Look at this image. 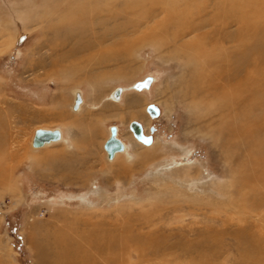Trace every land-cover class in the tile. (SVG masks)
I'll list each match as a JSON object with an SVG mask.
<instances>
[{"label": "rangeland", "instance_id": "obj_1", "mask_svg": "<svg viewBox=\"0 0 264 264\" xmlns=\"http://www.w3.org/2000/svg\"><path fill=\"white\" fill-rule=\"evenodd\" d=\"M215 1L205 16H182L180 27H196L203 17L212 36ZM248 1L237 0L239 15L256 21L264 0ZM177 2L180 12L197 14L204 0ZM135 4L138 10L126 8ZM155 5L161 7L155 0H0V264H65L64 244L71 264H264V248L256 250L257 239L264 243V207L241 184L253 162L223 135L231 134L233 124L226 126L236 113L222 116L211 101L227 91L201 78L204 90L189 92L200 78L191 80L188 51L207 35L195 34L203 28L182 34ZM68 7L75 12L62 17ZM263 28L253 34L264 44ZM237 56L236 79L244 80L256 58ZM210 73L202 69V77ZM149 76L150 89L132 88ZM116 87L124 88L119 102L111 95ZM76 90L83 97L77 111ZM132 120L153 134L151 146L133 137ZM112 126L129 147L109 159L104 143ZM41 128L63 137L36 147ZM245 131L238 138L248 148ZM239 161L247 166L238 174ZM255 211L263 214L260 226Z\"/></svg>", "mask_w": 264, "mask_h": 264}, {"label": "bare ground", "instance_id": "obj_2", "mask_svg": "<svg viewBox=\"0 0 264 264\" xmlns=\"http://www.w3.org/2000/svg\"><path fill=\"white\" fill-rule=\"evenodd\" d=\"M177 1L178 0H171V3H168V2L161 1V0H155V2H157L159 5H161V7H159L157 5H155V7H153L154 5L152 6L155 9L156 13H164V14L168 15V18L169 17L173 18L171 20L172 21L175 20L178 23L177 28L180 27V25L183 23V22H180L182 16H184L185 19H187V18L188 19H192L193 16H197L198 14H203L205 16L208 13L207 6L210 5V4H208V1H211V5L216 2L215 0H204V2L202 3L201 6L198 5L196 7L198 9L201 8V10L199 12H197V14H196L195 12L191 11L189 7L188 8H186V7L183 8L184 9L183 12H180V9H179L180 6H177L179 4ZM218 2L219 3L215 6V9L217 11L213 10V12L215 14H214L213 18L210 19L211 21L214 22V25H215V27H212V28H214L212 36L207 33L208 29H206V28H208L209 24L207 25V21L203 17H202L201 21L196 25V27H192V25H191L189 28H187V26L185 25V26L180 27V29H179L180 31H182V34H185V33L191 34L196 29L203 28L202 32L195 33V34H197V36L200 35V34H204L205 36L207 35L202 43H200L199 45L196 44V46L193 47L194 49L191 50L192 52L188 51V53H189L188 54V59L190 61L194 62L193 66L196 67V68L193 67L195 70H192V72H191V80L195 81V80H198L200 78L196 82V84H194V85L189 87V92H191L192 95H194L193 97H197L204 90V87L199 84V82L203 78H207L209 86L217 89V87H218V85L220 83V87H221L222 91L223 92L225 90L227 91L223 95L219 94L218 96L217 95L213 96L212 97L213 100H211V101L212 102L214 101L213 104H216V106H217L216 110H220L222 116H230L232 113H236V116L234 115L233 116V120H231V124H228L226 126L227 129H228V128H231L232 124H233V127L231 128V134H229L228 132H224L223 130H221V131L224 132L223 135L226 138H231L232 140L236 141V143H235L236 146H241L242 149L244 148V150L246 151L245 153H247L246 158L249 159V161L253 162L252 163V167L250 169H246L247 170L246 175H249L248 172H252V173H250V175L248 176V179H245L247 176L245 178H242L241 179V182H242L241 184L242 185H246V187H247V185H249L248 187H251V190H249V191L251 193H253V195H254L255 203L257 205L256 207L263 208L264 207V196L261 197V196L257 195V189L259 190L260 188H264V44H263V38L262 37H260V38L257 37L258 39H256V36L253 34V31H255L256 28H260V26H262V24H264V16L262 15L263 14L262 12H264V11L262 10L261 13H258L260 15H256L257 12H254L253 15H256L257 17H256V21L254 19H252L254 21V22H252L251 19L242 18L243 16L241 17V15H239L240 14L239 10L241 9V6H240L241 4L238 5L236 3L237 0H233V1L232 0H219ZM254 3H256V1ZM135 6H137V10H138V5L137 4L133 5L132 7L127 6L126 8L132 10V9H136ZM144 8H145V6H144ZM255 8H257V7H255ZM261 9H264V8H261ZM69 10H70V12H69ZM85 10L89 11V9L87 7H85L84 11ZM139 11L142 12L141 8L139 9ZM74 12H75L74 10H71V8L68 7V9L65 10L62 13V17L70 16ZM144 13H145V11H144ZM143 15H141V17ZM146 15H148V14H146ZM149 17H151V16H149ZM140 19H142V18H140ZM137 20H138V18H137ZM145 20L146 19H144V21ZM166 22H167V20H166ZM234 23H238L239 25H242L244 27V29L240 30L242 28L241 27L240 29L238 28L236 30L237 32L234 31V30L232 32H230V31H226L225 32L224 31L223 26H225L226 24L229 25V24H234ZM142 24H143V22H142ZM188 25H189V23H188ZM258 25H260V26H258ZM136 26H138V25H136ZM93 37H95V36H93ZM242 37H244V38H246L248 40L245 41ZM263 37H264V35H263ZM97 38H96V41H97ZM204 42H205V44H204L205 46H203ZM225 42H229L230 44L227 45V44H225ZM207 45H209L210 47H208ZM83 46H85V45H83ZM94 46H96V43H95ZM226 47L229 48V50H228L229 53H228ZM90 48H91V46H90ZM81 49H83L82 46H81V48L80 47L78 48V51L80 52ZM196 49H198V50H196ZM252 50L256 52V53H254V55L255 54L256 55L249 57V51H252ZM237 55H241L240 56L241 58L245 57V59H247V60H251V58H256L255 59L256 61H253L254 62V67L252 68V70H250V71L248 70L247 71L248 72V73H246L247 74L246 75L247 78H245L244 80H241V78L238 79V80L236 79L237 78V72L238 71L242 72V70L238 67L239 65H237L238 64L237 60H236V56ZM199 59H201L203 61V63H198ZM252 60H251V62H252ZM184 65L186 66V63H184ZM204 67H207L209 69V71L211 72L210 75H207L206 77H202V69ZM240 67H241V65H240ZM249 67H250V65H249ZM243 72H244V70H243ZM132 88L135 91H141L143 89H150V87L137 89L135 87V84L132 86ZM242 90H244V91H242ZM111 95H112V98L114 99V101H117V102L121 101V99H122V97L124 95V88L116 87L112 91ZM74 103L75 104H73V109H75L76 111L79 110L80 107H81V104L83 103V97H82L81 91H79V90L75 91ZM213 107H215V106L213 105ZM157 108L159 110V115H160V109H159V107H157ZM209 110H212V109L210 108ZM257 110H259V111H257ZM159 115H157V116H153L152 115V117L156 118ZM133 122L138 123L139 126L141 124L140 127L143 130V132L139 136L141 139L137 138L134 135V133H133V131L131 129V123H133ZM114 127H115V129L117 131L116 132V137L119 140H121L123 142V144H124V148L123 149L117 150L115 152L114 157H116V155L118 153L126 151L129 146L119 137V129H118V127L117 126H114ZM129 127L131 129L133 137L136 140L140 141L141 143H143L145 145H150L151 146L153 144L154 138L152 137V135L151 136L147 135V133L144 130L145 127L143 126V124L140 121H137V120L130 121ZM111 129L112 128H110V131H111ZM46 130L58 131V132H60L61 135H60L59 139H56V140H53V141L52 140L51 141H47V142H44V143H39V139L41 138V134H43V131H46ZM245 130L247 131V136L246 137H247L248 148H246V146L243 144V139H242L243 138L242 134H243V132ZM111 134H112V131L109 134V137L111 136ZM239 136H241L242 138H238ZM62 137H63V135H62V131L60 129H45V128H41V129H38L36 134H35L34 145L36 147H42V146H45V145L60 141L62 139ZM108 138H107V140H108ZM148 139H151L152 141L149 143V142H147ZM106 141H105V143H106ZM105 143H104V145H105ZM106 154H107L109 159H114V157H109L108 151H106ZM246 166L247 165L245 163H240V161H239V163H237L236 166H235L239 170L238 174L242 173V171L244 170V168ZM238 176H239L238 178L241 177L240 175H238ZM244 176H245V174H244ZM216 184H217V182H216ZM217 186H219V185H217ZM219 187H221V185ZM239 195L240 194H238V196ZM229 200L233 203V200L230 197H229ZM250 200H252V199L250 198ZM239 202L241 203V201H239ZM242 202H243V200H242ZM243 203L240 204L243 208L249 207L248 205L243 204ZM251 203L253 204V202H251ZM251 211L252 212H250V213H253V210H251ZM255 212H256V214L254 213L255 214L254 215L255 219L254 218L253 219H254V221H256V224L260 226L261 225V220L263 218V214L261 212H258V211H255ZM262 212L264 213V209H263ZM241 213H243V212H241ZM233 218H230V220L234 222ZM234 219L237 220V218H234ZM239 222L242 223V222H244V220L243 219H239ZM145 223L148 224L149 222H145ZM149 224H151V223H149ZM251 224H253L254 227H255L254 223H251ZM232 225L233 224H231V226ZM253 225H252V227H253ZM237 226H239V225H237ZM261 227L264 229V224H262ZM231 228L228 227L225 230L228 231ZM255 228H257V227H255ZM240 229H241V234L246 239L247 237L245 235L244 228L240 227ZM258 231H259V228H258ZM227 233H229V232H227ZM255 234L258 237V233H255ZM249 243H252V242L249 240ZM217 246H218V244H217ZM247 248H249V246ZM263 248H264V243L262 241H259V239H257V245H256L257 252H260ZM61 250H64V252L66 253V254H62V257L65 258L66 260H68L69 262L60 260L62 258L60 254H58V253L54 254V256H56V258L61 261L60 263H62V262L65 263V264L74 263V261H75L74 258H70L69 257L72 248L70 249V246L64 244L62 246ZM262 258L264 259V257H262ZM57 263H59V261L58 262H54L53 261L50 264H57ZM262 264H263V262H262Z\"/></svg>", "mask_w": 264, "mask_h": 264}, {"label": "water", "instance_id": "obj_3", "mask_svg": "<svg viewBox=\"0 0 264 264\" xmlns=\"http://www.w3.org/2000/svg\"><path fill=\"white\" fill-rule=\"evenodd\" d=\"M152 81H153V78L152 77H146L144 80H141V81H138L136 84H135V87L137 89H142V88H147V87H150L151 84H152ZM148 111L153 115V116H157L159 115V110L158 108L156 107L155 104H150L148 105ZM141 126V124H140ZM139 126L138 123L136 122H133L131 123V129L134 133V135L141 139L139 136L141 135V133L143 132L142 128ZM111 131H112V134L111 136L108 138V140L106 141L104 147L106 149V151H108V154H109V157H114V154L117 150H120V149H123L124 148V144L121 140H119L117 137H116V129L114 126L111 127ZM60 132L58 131H52V130H46V131H43V134H41V138L39 139V143H44V142H47V141H53V140H56V139H59L60 137ZM152 140L151 139H148L147 142H151Z\"/></svg>", "mask_w": 264, "mask_h": 264}, {"label": "crops", "instance_id": "obj_4", "mask_svg": "<svg viewBox=\"0 0 264 264\" xmlns=\"http://www.w3.org/2000/svg\"><path fill=\"white\" fill-rule=\"evenodd\" d=\"M130 105H132V101H131ZM106 140H107V139H106ZM116 156H117V155H116Z\"/></svg>", "mask_w": 264, "mask_h": 264}, {"label": "flooded vegetation", "instance_id": "obj_5", "mask_svg": "<svg viewBox=\"0 0 264 264\" xmlns=\"http://www.w3.org/2000/svg\"><path fill=\"white\" fill-rule=\"evenodd\" d=\"M150 135H152L153 136V134L151 133ZM154 137V136H153Z\"/></svg>", "mask_w": 264, "mask_h": 264}]
</instances>
